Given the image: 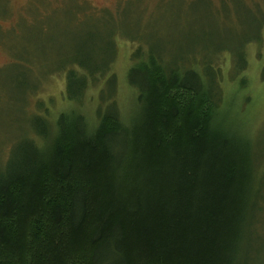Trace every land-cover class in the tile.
Masks as SVG:
<instances>
[{
	"label": "trees",
	"instance_id": "1",
	"mask_svg": "<svg viewBox=\"0 0 264 264\" xmlns=\"http://www.w3.org/2000/svg\"><path fill=\"white\" fill-rule=\"evenodd\" d=\"M87 36L78 41L92 53L97 36ZM237 55L235 75L246 64ZM93 58L74 57L64 72L71 106L54 121L31 117L0 158V264H264L255 246L264 195L253 191L246 124L227 106L214 58H165L140 41L126 117L112 59L102 69Z\"/></svg>",
	"mask_w": 264,
	"mask_h": 264
},
{
	"label": "rangeland",
	"instance_id": "2",
	"mask_svg": "<svg viewBox=\"0 0 264 264\" xmlns=\"http://www.w3.org/2000/svg\"><path fill=\"white\" fill-rule=\"evenodd\" d=\"M88 34L97 36L92 53L82 52L78 41ZM140 41L165 58H214L227 106L246 124L242 130L258 172L253 191L262 189L264 195V0H0V158L28 130L31 117L46 114L54 121L71 106L64 72L85 53L102 69L112 59L114 98L124 117L131 114L135 94L126 73ZM239 51L246 64L235 75L229 53L238 62ZM101 83L88 88L83 109L88 117ZM262 200L255 246L264 257Z\"/></svg>",
	"mask_w": 264,
	"mask_h": 264
}]
</instances>
